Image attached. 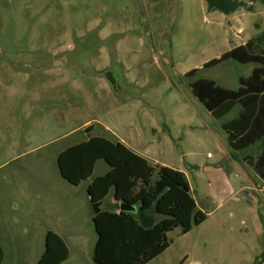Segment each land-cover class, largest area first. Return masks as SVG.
I'll return each mask as SVG.
<instances>
[{"label": "rangeland", "instance_id": "374dc122", "mask_svg": "<svg viewBox=\"0 0 264 264\" xmlns=\"http://www.w3.org/2000/svg\"><path fill=\"white\" fill-rule=\"evenodd\" d=\"M242 1L253 11L210 12L206 0H0L4 264L44 252L40 232L55 230L57 207L72 197L76 208V196L84 237L68 242L67 264H94L86 188L109 165L99 161L77 191L58 165L92 136L185 173L206 217L186 235L168 233L170 247L149 264H264V181L250 163L260 146L237 152L235 163L221 124L237 110L216 120L191 89L199 78L237 89L256 66L230 61L185 76L264 32V6Z\"/></svg>", "mask_w": 264, "mask_h": 264}, {"label": "trees", "instance_id": "16d2710c", "mask_svg": "<svg viewBox=\"0 0 264 264\" xmlns=\"http://www.w3.org/2000/svg\"><path fill=\"white\" fill-rule=\"evenodd\" d=\"M261 3L264 0H251ZM208 11L231 15L246 8L242 0H206ZM256 67L248 77L239 78L237 89L218 85L212 79L199 78L191 83L195 97L216 120H222L237 110V115L224 122L222 129L235 160L237 152L260 146L256 160H250L258 177L264 181V32L247 43L237 46L185 74L195 77L202 69H213L227 62ZM90 129V128H89ZM99 161L109 165V171L93 179L88 194L93 202L103 205L113 191L116 204L112 210H102L94 216L97 242L95 264H149L169 247L168 233L181 228L183 235L206 221L197 214V205L185 173L161 165L131 151L121 142L101 136L65 149L58 157L62 177L73 186L93 178ZM121 203L134 206L137 212L121 211ZM155 216L152 228H144L139 215ZM159 217H161L159 219ZM69 255L65 242L49 232L46 249L38 264H62ZM4 252L0 246V264Z\"/></svg>", "mask_w": 264, "mask_h": 264}, {"label": "crops", "instance_id": "0c3cea01", "mask_svg": "<svg viewBox=\"0 0 264 264\" xmlns=\"http://www.w3.org/2000/svg\"><path fill=\"white\" fill-rule=\"evenodd\" d=\"M233 113V112H232ZM234 118V117H233ZM232 119V118H231ZM223 124V123H222ZM222 124H221V128H222ZM223 130V129H222ZM224 131V130H223ZM226 134V133H225ZM226 140H227V142H228V136H227V134H226ZM229 145V144H228ZM230 148V147H229ZM231 150V149H230ZM223 152L224 153H228L227 152V150H226V147H224V149H223ZM230 156H231V158H232V160L235 162V163H239V161H237V160H235L234 158H233V156H232V151H231V153L229 152L228 153ZM139 155V154H138ZM141 156V155H140ZM143 157V156H142ZM144 158H146L145 156H144ZM147 159V158H146ZM150 162V161H149ZM158 165H161V164H158ZM161 166H164V165H161ZM96 168V167H95ZM110 169V168H109ZM109 170H107L106 172H104L102 175H100V176H103V175H105L107 172H108ZM98 177V176H97ZM96 178V177H95ZM92 181H93V179H92ZM92 181L89 183V185L92 183ZM82 184V183H81ZM80 184V185H81ZM80 185L79 186H72L73 187V189H76V191L79 189V187H80ZM89 185L87 186V188H86V203H85V206L87 207V209L90 207L89 205L90 204H92L91 203V199H90V196H89V194H88V187H89ZM191 186V185H190ZM67 192H68V190H67ZM191 192H192V188H191ZM78 193V192H77ZM112 194H113V199H112V201H111V203H112V206H111V209H106V210H112L113 209V206L116 204V201H115V199H114V193H113V191L111 192ZM110 193V194H111ZM109 194V195H110ZM68 195V194H67ZM108 195V196H109ZM107 196V197H108ZM76 201H77V207L76 208H74V205H73V198L72 197H69V198H66V199H64V204L65 205H60V206H58L57 207V210H56V223L54 224L53 223V225H54V228H55V230H53V229H44L43 230V232H40V234H41V237H43V239L45 240V242H46V239H47V235H48V233L49 232H53V233H55L56 235H58L64 242H65V244L67 245V248H68V251H69V255H68V258H67V260L64 262V263H62V264H67L68 262H69V260H70V258H71V251H70V249H69V247H68V242H70V243H75V242H77V241H79L80 240V238H83L84 237V235H83V231L80 229V226H79V222L77 221L76 222V219L77 218H74V216H76V214H77V212H78V205H79V199H78V196H76V199H75ZM106 200V199H105ZM65 201L66 202H68V204H66L65 203ZM102 206L103 205H101V208H102ZM103 210V209H102ZM88 211V210H87ZM47 213H49V211H47ZM41 215H42V212H41ZM96 215V213H95V211L94 212H89L88 211V213H87V216H86V218H87V222H90V223H92L93 224V226H94V229H95V224H94V221H93V219H94V216ZM96 231V230H95ZM97 238H98V236H97ZM96 245V244H95ZM45 249H46V247H45ZM94 249H95V247H94ZM44 252H45V250H44ZM44 252H42V253H40L37 257H36V259L35 260H33V261H31V263L30 264H38V262L40 261V259H41V257L43 256V254H44ZM93 256H94V254H93ZM94 260V259H93ZM2 264H4V261H3V263ZM81 264H84V263H81ZM94 264H95V262H94Z\"/></svg>", "mask_w": 264, "mask_h": 264}, {"label": "water", "instance_id": "95a60500", "mask_svg": "<svg viewBox=\"0 0 264 264\" xmlns=\"http://www.w3.org/2000/svg\"><path fill=\"white\" fill-rule=\"evenodd\" d=\"M90 199L92 203L93 198L91 196H90ZM92 205L94 207L95 213L99 214L101 212V202H93ZM120 208H121V211H124V212H133V213L137 212L136 207L130 206L124 203H121ZM139 220H140L141 225L147 229L154 227L156 223L155 216H145L144 214L139 215Z\"/></svg>", "mask_w": 264, "mask_h": 264}]
</instances>
